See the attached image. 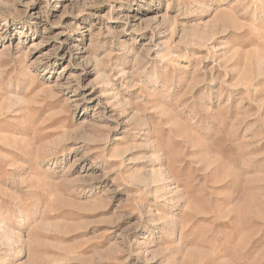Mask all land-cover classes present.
Returning <instances> with one entry per match:
<instances>
[{
    "label": "rangeland",
    "instance_id": "1",
    "mask_svg": "<svg viewBox=\"0 0 264 264\" xmlns=\"http://www.w3.org/2000/svg\"><path fill=\"white\" fill-rule=\"evenodd\" d=\"M0 264H264V0H0Z\"/></svg>",
    "mask_w": 264,
    "mask_h": 264
}]
</instances>
